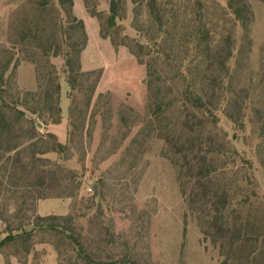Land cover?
<instances>
[{
    "label": "rangeland",
    "instance_id": "obj_1",
    "mask_svg": "<svg viewBox=\"0 0 264 264\" xmlns=\"http://www.w3.org/2000/svg\"><path fill=\"white\" fill-rule=\"evenodd\" d=\"M35 1L0 0V58L6 48L15 47L21 31L35 35L32 20L41 28L44 26L45 12L34 5ZM94 1L98 12L108 11V0ZM247 2L253 19L246 38H242L239 28L234 27L231 16L227 15V0H201L204 16L201 26L210 31L209 43L204 41L197 50L195 44H188L184 36L176 33L167 45L162 46L164 52L149 69L147 57L141 55L145 64H140L133 54V51L137 52L135 44L127 37L146 43L142 37H153L155 29L146 5L136 11L132 1L126 0L122 20L106 38L114 47L112 54L106 53L104 46L99 50L101 45L91 44V51H94L91 57L99 66L94 71L103 74L102 68H105L104 85L119 90L122 99L117 98L116 93H108L92 100L85 127L73 132L76 136L65 163L77 167L79 190L73 198L43 199L40 204L38 200L32 207L30 196H22L26 193L24 189L18 190L14 197L7 192L8 180L4 181L0 195V240L8 235L9 223L14 227L21 219L28 224L38 216L72 217L74 235L87 256L96 262L218 264V254H207L201 244V206L200 202L190 199L195 190L194 183H187V178L181 174L183 154H175L166 142L170 139L180 145L193 139L195 135L184 124L193 123L198 115L183 104L184 86L172 70L176 72L189 63L192 76L201 81V94L207 93V97L212 92L211 81L218 77L217 95L213 101L214 104L217 101L224 103L219 111L220 123L218 128L204 131L202 139L214 149L222 148L224 153L237 149L252 157L264 127V0ZM80 7L84 9V0H76V9ZM198 10L194 2L190 4L185 16L188 20L177 23L179 30L182 23L188 25L191 20V28L187 30L192 32L199 23ZM95 19L92 21L99 23ZM228 35H231L234 52L226 64L223 87L221 80L226 74L213 70L209 61H217ZM40 36L45 39L49 32L40 33ZM115 43L119 45L115 46ZM208 44L211 49L206 47ZM54 63L61 69L62 59H55ZM237 98L248 104H243L242 109L244 126L234 123L240 112L229 99ZM97 123L101 140L93 143L90 134ZM262 154L264 156V152ZM185 171L188 173L187 169ZM258 177L261 179L262 175L258 174ZM34 184L36 181L26 185ZM256 191L258 196L251 198V214L264 224V183ZM58 222L65 223L64 220ZM0 264L89 263L68 240L37 230L28 255L23 252L20 242L11 244L0 252Z\"/></svg>",
    "mask_w": 264,
    "mask_h": 264
},
{
    "label": "trees",
    "instance_id": "obj_2",
    "mask_svg": "<svg viewBox=\"0 0 264 264\" xmlns=\"http://www.w3.org/2000/svg\"><path fill=\"white\" fill-rule=\"evenodd\" d=\"M131 1L136 11L146 5L148 17L155 29L153 37H142L146 43L127 37L135 44L137 52L133 51V54L139 63L145 64L141 55L147 57L149 69L152 62L164 52L162 46L167 45L176 33L184 36L188 44H195L197 50H200L204 41L209 43L210 31L207 27L201 26L202 20L204 21L201 0ZM193 2L199 9L197 13L199 23L192 32L188 31L191 28L189 27L191 20L188 25L182 23L179 30L177 23L188 20H185V16L188 15L187 8ZM74 3L75 0H36L34 5L45 12L44 26L41 28L32 20L35 35L21 31L18 42L13 45L15 47L6 48L4 56L0 58V195L4 189L5 179L14 187L16 181L19 183L18 181L29 177L37 184L28 186V190L22 196H30L32 207L37 199L73 198L79 190L77 172L67 169L65 161L75 133L79 132V127L82 129L85 127L87 113L102 72L82 70L81 55L87 47L88 36L84 22L74 15ZM84 3L89 14L99 21L100 36L104 39L109 38V31L116 28L118 21L123 18L126 0H108V11L105 13L97 11L94 0H84ZM226 10L234 27L239 28L242 38H246L248 25L253 19V12L247 0H227ZM44 32H49V36L42 39L40 33ZM122 44L127 45L126 42ZM118 45L115 43V46ZM127 46L132 48L131 45ZM206 47L211 49L209 44ZM233 52L231 35H228L224 38V46L218 53L217 61L215 63L209 61L210 66L216 72L226 74V64L232 58ZM58 58L63 62L61 69L54 63ZM24 60H29L36 66L39 87L34 93L23 92L17 86L16 70ZM183 66V69L176 72L172 70V73L184 86L183 104L198 112L196 121L184 124L195 136L180 145L174 144L170 139H166V142L176 151L175 154L178 156L183 154L181 174L187 178V183L193 182L195 185L196 191L194 190L190 199L192 202H200L201 206V244L207 254L210 252L218 254V264H264V224L251 214L253 211L251 198L258 196L256 190L264 183L262 154L264 140H261L264 138V127L252 157L237 149L224 153L222 148L214 149L210 143L204 142L202 139L204 131L218 128L220 123L219 111L224 103L217 101V104H214L213 101L217 95L218 77L211 81L212 92L210 97H207V93L201 94V81L198 82L192 76L190 64ZM226 76L227 74L221 80L223 87ZM62 78H65L68 84L70 100V129L66 145L59 143L55 135L45 131L50 124H58L61 121ZM78 96L80 104L77 103ZM229 101H233L240 112L234 123L244 126L242 109L243 104L248 105L247 101H240V98ZM227 117L234 120L231 115ZM40 153L45 155L57 153L59 160L41 159L37 157ZM10 154L13 156L10 157ZM186 169L188 173L184 172ZM258 174L262 175L261 179ZM7 192L12 193L11 188L7 189ZM16 192L18 194V190L14 191L15 194ZM22 207H25V204ZM60 220H64L65 223H59ZM72 221V217L63 219L38 216L35 217V221L28 224L22 219L14 227L9 223L8 235L0 240V252L3 248L20 242L23 252L28 255L31 252L35 231L42 230L68 240L89 264H119L96 262L87 256L80 240L73 233ZM31 224L33 228L29 229Z\"/></svg>",
    "mask_w": 264,
    "mask_h": 264
},
{
    "label": "crops",
    "instance_id": "obj_3",
    "mask_svg": "<svg viewBox=\"0 0 264 264\" xmlns=\"http://www.w3.org/2000/svg\"><path fill=\"white\" fill-rule=\"evenodd\" d=\"M74 15L79 19L82 20L84 22L85 25V29L87 32V36H88V44L86 49L84 50V52L81 55V66H82V70L84 72H91L94 71L96 69L99 68V66H97V64L94 63L93 59H92V55L91 52V44L92 42L96 45H101L100 48L103 49L102 46L105 47L104 51L108 54H112V51L114 49L113 45L107 40V39H103L100 36V27H99V23L97 22V20L93 17H91L85 7L84 9H82L80 7L79 10L76 9V0H75V6H74ZM93 19L96 20V22L92 21ZM16 59V58H15ZM104 72L101 76L99 85L96 88L95 91V95L93 97V100H96L98 97H100L101 95H105L108 93H112V94H117V98L122 99V96L120 94L119 90H115L112 87L106 86L104 85V80L107 78V73L105 72V68ZM16 82H17V86L19 87V89L23 92H29V93H34L38 90L39 84H38V75H37V70H36V66L29 62V60H24L22 61L17 70H16ZM61 84V94H60V108H61V121L58 124H50L47 128H46V132L51 133L53 135H55L57 137V140L59 141V143L66 145L68 140H69V111H70V100L68 97V93H69V87L68 84L66 82L65 78H62L60 81ZM143 92L144 90L141 89ZM144 94V93H142ZM91 135V140L93 141V143H98L101 140V129H98V123L95 125V129L92 130ZM86 136V133H85ZM13 154H10V157H12ZM37 157L41 158V159H50L52 161H57L59 160V155L57 153H48V154H44V153H40L37 154ZM66 165V163H65ZM67 168H69V170L75 171L77 170L76 166H68L66 165ZM11 169V168H10ZM43 169V168H41ZM8 179H5L4 181H6ZM33 182V180H30L29 177L28 179L23 178L21 181H18L19 183H17L16 181V185H14V187L11 185V182L9 183L7 181L6 184L9 185V188H11L12 190V196H16V194L14 193V191L16 190H28L27 188V183L28 182ZM35 182V181H34ZM35 185V184H34ZM32 187V186H31ZM18 188V189H16ZM27 198V197H25ZM40 200L39 204L42 203L43 199H37V201ZM48 200H58V199H46L45 201ZM49 217V216H48Z\"/></svg>",
    "mask_w": 264,
    "mask_h": 264
},
{
    "label": "built area",
    "instance_id": "obj_4",
    "mask_svg": "<svg viewBox=\"0 0 264 264\" xmlns=\"http://www.w3.org/2000/svg\"><path fill=\"white\" fill-rule=\"evenodd\" d=\"M88 191H89V192H91V191H92V189H90V188H89V189H88Z\"/></svg>",
    "mask_w": 264,
    "mask_h": 264
}]
</instances>
